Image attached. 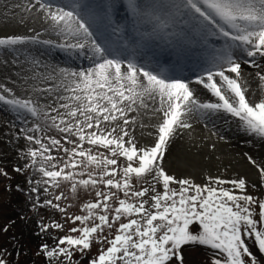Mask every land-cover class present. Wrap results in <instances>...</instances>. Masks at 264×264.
I'll use <instances>...</instances> for the list:
<instances>
[{
	"label": "snow or ice",
	"instance_id": "obj_1",
	"mask_svg": "<svg viewBox=\"0 0 264 264\" xmlns=\"http://www.w3.org/2000/svg\"><path fill=\"white\" fill-rule=\"evenodd\" d=\"M126 6L140 38L130 43L122 36L114 39L123 28L112 17L113 4L93 7L86 0L16 5L42 19L63 43L41 39L34 29L33 35L0 36L5 55L43 44L92 62L83 70H49L39 59L26 61L31 67L19 95L0 80V104L26 122L34 118L32 126L21 129L30 144L39 146L25 153L31 158L28 166L42 174L33 192L42 183L55 188L67 183L73 196L80 188L95 193L94 201L82 205V215H68L61 207L64 192L55 195L57 203L44 201L80 226L59 237L56 247L44 244L43 251L50 261L76 264L75 252L83 255L93 243L106 242L88 264H183L182 248L201 245L215 250L211 264H261L246 241L264 253V200L246 194V180L209 177L200 185L169 174L164 161L179 130L192 127L189 117L194 115H230L242 132L264 141V96L257 102L247 95L242 73V64L261 68L256 76L264 82V68L256 59H264V0H126ZM145 39L193 52L202 67L194 83L215 102L201 101L177 65L141 62L137 49ZM7 62L0 59V64ZM149 112L157 124L143 122ZM138 120L141 128H156L151 144H141L134 135ZM50 129L61 138L43 135ZM54 149L62 153L59 158L52 155ZM260 175L264 179V168ZM228 184L233 187H223ZM40 227L47 232L65 225ZM0 264L7 261L0 258Z\"/></svg>",
	"mask_w": 264,
	"mask_h": 264
},
{
	"label": "bare ground",
	"instance_id": "obj_2",
	"mask_svg": "<svg viewBox=\"0 0 264 264\" xmlns=\"http://www.w3.org/2000/svg\"><path fill=\"white\" fill-rule=\"evenodd\" d=\"M114 1L86 0L93 7L104 6ZM26 2L27 0H0V36L33 35L34 32L32 30L34 29L35 32L41 34V39H50L55 43H63L64 38L56 36L48 29V25L42 19L38 17L33 18L32 15L23 10V7H16V5H24ZM51 2L55 5H63L67 0H51ZM123 5L127 9L125 3H120L114 5L112 11L120 16L124 10ZM22 18L23 23H21ZM46 29L48 30L46 31ZM118 35L121 37V34ZM64 52L67 51L43 44L20 47L19 51L14 54H19V57L15 56L17 57L15 58L17 63L13 64L12 60H10L9 63L0 64V80H3L8 86L14 87L19 95L25 87L22 80L28 74V69L31 67L26 61H31L33 58L39 59L51 68L66 67L74 70H83L92 66V62L83 55L77 56L74 52H70L73 54V57L71 55L66 57ZM38 54L41 56H38ZM69 60H73L72 63ZM258 63L264 68V59L259 60ZM1 71L3 72L1 73ZM260 71L261 68L242 64L243 80L246 82L245 86L248 90L247 95L257 102L264 96V82H261L259 77L256 76V73ZM5 77H9L10 79L5 80ZM13 80L16 81L15 84H12ZM40 86L46 87L48 85L42 83ZM190 87L197 89V94L201 101L215 102L216 98L208 90L203 89L202 86L196 84ZM145 111L141 109V113ZM6 113L8 114L6 121L9 123L2 124L6 130L4 134L2 132L4 128L0 129V138L5 137L4 142L8 144L7 148L5 147V159L9 160L11 165L12 163L23 165L30 158L25 153L34 144H30L24 138V135L17 137L15 132L16 130L20 131L22 128L28 127L21 121L24 117L22 119L21 117H17L8 108ZM142 119L148 125L158 123L157 117L151 116L150 112L147 115H143ZM189 122L192 124V127L179 130L178 135L171 143L169 152L165 156V166H168L171 173L174 175L179 174L181 179L191 178L192 180L195 178L197 182L203 183V185L209 182V177H218L225 180L243 178L248 185H252L251 182L256 183L261 178L260 168H264V141L255 139L242 132L238 127L236 118L223 113L211 117L194 115L189 117ZM139 123L140 121L138 120L134 135L141 144H151L155 139L156 128L152 126L141 128L139 127ZM16 124H18L17 127L15 126ZM28 124L31 125L32 122L29 121ZM149 133H152V135L150 136ZM10 144H15L14 148H10ZM251 157L255 161V164L252 163L253 160L249 159ZM239 170H241V174L245 175H236L235 172ZM223 173L229 175L223 177ZM41 179L42 174L40 176L33 168L29 175V181L31 180V183L37 186L35 181ZM35 226V222L30 221L24 227H19V231L22 230L23 235L19 236L18 243L10 251L11 254L16 250L22 256H26L24 244L25 246H30L39 241L42 243V246L44 244L43 241H45V244L48 243L49 246L53 244V237L48 236L42 231L37 233Z\"/></svg>",
	"mask_w": 264,
	"mask_h": 264
},
{
	"label": "rangeland",
	"instance_id": "obj_3",
	"mask_svg": "<svg viewBox=\"0 0 264 264\" xmlns=\"http://www.w3.org/2000/svg\"><path fill=\"white\" fill-rule=\"evenodd\" d=\"M43 52V51H41ZM71 55L70 52H66ZM15 53H11L10 51L5 55L0 52V59H5L9 63L10 60H13L19 57V54L14 55ZM17 56V57H15ZM38 56H41L38 54ZM51 68V67H49ZM50 70V69H49ZM3 71H1L2 73ZM7 108L3 104H0V129L4 128L2 124H8L6 121L8 114L6 113ZM23 116H21L22 119ZM34 118L28 116L27 122L21 120L28 127L32 126V124H28V122H32ZM18 123V122H17ZM16 127L18 124L15 125ZM5 128L2 129L4 134ZM8 132V131H7ZM17 137H22L24 133L20 130L15 131ZM212 132V131H210ZM39 135V134H38ZM43 135L51 136L55 135L57 139L61 138V134L57 133L55 129L46 130ZM5 137L0 138V170L7 175L0 174V258H3L7 261V264H58V260H51L47 257L46 253L43 251L42 243L39 241L34 245L25 246L26 256H22L18 251L14 250L11 254V249L16 246L19 240V236L23 235L22 230L19 231V227H24L30 221L35 222V231L37 233L41 232V224L43 225H52L55 222L63 223L65 225L63 230L56 229L54 227H49L48 231L45 232L48 236L53 237V244L49 246V248H53L57 246V241L59 237L69 234L68 230L74 226H80L79 222L76 225H73L70 221L67 220V216L64 213L59 212L57 209H54L48 205L44 204L45 200L52 199L53 203H57L54 199L55 195H58L60 192H64L67 199H61L58 203L61 207L67 208V214L71 216L82 215L85 214L82 211V205L88 201L95 200V193L93 190H84L83 188L78 189V192L75 196L70 192V185L67 183H62L60 188H55L50 185L41 184L39 186L38 192H33V188L37 187L29 181V175L32 171V167L28 165L31 163V158H29L28 162H24L23 165H16L12 163L10 164L9 160L5 159V147L7 145L5 142ZM228 141V140H226ZM48 143V141H45ZM63 143V140H62ZM15 144L11 145L10 148H14ZM67 146V145H66ZM33 147L38 148V145H34ZM62 153H57L54 149L52 152L53 156H57ZM250 159V158H249ZM251 160L253 158L251 157ZM167 165V164H166ZM38 167V165H37ZM164 167L169 174L171 173L168 166ZM22 169L20 172H17L16 169ZM37 171V170H36ZM41 176V173L37 171ZM236 175H242L241 170L235 172ZM178 175V176H177ZM174 175L177 178H181L179 174ZM229 174L223 173L222 176H228ZM21 177V179H19ZM25 178V179H24ZM28 178V179H27ZM46 179V178H43ZM151 178L149 177V180ZM191 179V178H190ZM23 180V183H22ZM194 183L203 185V183H199L194 179H192ZM252 185H248L246 182V194L252 195L254 198L258 200H264V179L260 178L256 181V183L251 182ZM32 184V185H31ZM143 186H148L144 184ZM47 187L48 191L45 192L44 188ZM158 191H162V185H156ZM172 187H178L177 185H172ZM223 187L231 189L233 186L223 185ZM237 194H241L240 191L236 190ZM122 195V194H121ZM35 196V197H34ZM39 197V199H37ZM147 198V197H146ZM24 204V206H23ZM69 205H71L69 207ZM198 228V226H197ZM6 229V230H5ZM44 232V231H42ZM115 230L113 229V234ZM105 235H108V230L105 229ZM111 238V237H110ZM43 241V240H42ZM251 250L257 258L261 260V264H264V253H260L258 248L252 245V241H246ZM45 244V241H43ZM43 244V245H44ZM107 243L105 242L103 245L98 243H93L91 251L85 252V254L81 255L79 252L74 253L73 260L76 264H88L89 259L96 257L99 254V250L101 247L106 249ZM182 254L184 255L183 264H211L212 259L214 257L215 250L211 249L207 246L201 245H186L182 248ZM63 259V258H61ZM64 264H67V260H64Z\"/></svg>",
	"mask_w": 264,
	"mask_h": 264
}]
</instances>
